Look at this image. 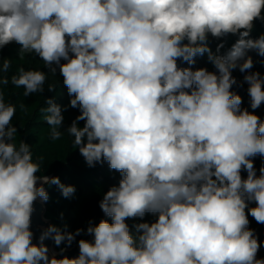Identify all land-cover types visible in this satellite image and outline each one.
Here are the masks:
<instances>
[{"label": "clouds", "instance_id": "1", "mask_svg": "<svg viewBox=\"0 0 264 264\" xmlns=\"http://www.w3.org/2000/svg\"><path fill=\"white\" fill-rule=\"evenodd\" d=\"M257 21L264 0H0V53L14 43L21 58L35 54L67 89V106L52 97L41 109L50 138L66 131L89 168L119 173L98 202L105 218L74 230L49 223L35 237L45 185L64 198L76 188L46 175L24 139L15 143L16 105L0 90V264H264L249 220L264 225ZM199 58L212 70L195 67ZM45 81L42 70L11 77L25 97ZM245 85L252 111L233 90ZM68 108L78 115L65 128ZM74 244L78 255H67Z\"/></svg>", "mask_w": 264, "mask_h": 264}, {"label": "trees", "instance_id": "2", "mask_svg": "<svg viewBox=\"0 0 264 264\" xmlns=\"http://www.w3.org/2000/svg\"><path fill=\"white\" fill-rule=\"evenodd\" d=\"M264 32V23L260 21L255 22V28L252 36L256 37ZM235 38H229V44ZM215 42H213V47ZM18 46L11 44L5 47L0 53V66L4 60L10 59L11 64L7 72H0V79H7V84H0V90L3 91L5 102L16 105V114L12 120V124L18 128L14 141L19 142L24 139L31 145L33 158H44V165L46 166V175L58 176L65 185H74L76 188L75 194L71 198L62 197L60 190L56 186H47L46 190L49 192L50 199L45 202L44 218L47 222L53 224L67 223L70 230L77 227H85L90 218H95L98 222L105 218L99 209L98 202L102 198L104 192L110 186L118 183L119 173L112 172L108 169L106 163L97 164L94 168H89L78 150L72 147L73 138L65 131L59 140L53 141L50 138V126L45 122V113L41 111L42 108L47 107L45 101L47 98L55 97L56 102L67 106L69 103V96L67 89L64 87L62 77L59 72L53 73L45 68L44 63L35 54H24L21 58L17 54ZM255 61L252 71H259L264 74V64L259 61L262 59L255 53H250ZM206 65V58H199L195 67ZM187 66V65H182ZM209 70H212V65H206ZM24 70H42L45 72L46 81L43 85V93H34L28 97L23 95L24 89L17 88L11 83V77L18 75L19 69ZM238 79H242V74L238 71L233 73ZM54 89L49 92V87ZM234 91L238 92L243 98V107H249V97L247 95V85L243 88L234 87ZM24 104V109L20 105ZM255 113L264 119V105L255 110ZM64 127L71 124L72 120L78 115L77 109L68 108L63 113ZM83 122H81L82 126ZM63 131V130H61ZM261 158H255V166L257 169L261 165ZM246 175V173H244ZM254 206V205H253ZM60 213L64 214L63 221L60 219ZM145 220L151 221L153 216L147 215ZM250 227L256 230L261 241H264V225L256 223V221L249 216ZM137 221H129V224ZM87 238V237H86ZM90 238V237H89ZM54 247V245H53ZM77 247L75 244L71 249ZM54 250L58 251V249ZM70 250V249H69ZM258 257L264 258V246L261 247Z\"/></svg>", "mask_w": 264, "mask_h": 264}, {"label": "water", "instance_id": "3", "mask_svg": "<svg viewBox=\"0 0 264 264\" xmlns=\"http://www.w3.org/2000/svg\"><path fill=\"white\" fill-rule=\"evenodd\" d=\"M44 206H45V202L43 203L35 202L34 204L35 211L32 215V230L35 234V237L37 238L39 237L40 232H41L39 226L43 225L47 227V225L49 224V222L45 221V218H44V210H45ZM43 218H44V222H43ZM34 242H36L35 239H34ZM45 243L49 246L50 249H54L53 242L51 240H47L45 241ZM67 255L69 256L78 255V247L68 250Z\"/></svg>", "mask_w": 264, "mask_h": 264}, {"label": "rangeland", "instance_id": "4", "mask_svg": "<svg viewBox=\"0 0 264 264\" xmlns=\"http://www.w3.org/2000/svg\"><path fill=\"white\" fill-rule=\"evenodd\" d=\"M46 221V220H45ZM43 222H44V218H43ZM40 230L42 231L43 228H46L45 226L41 225L39 226ZM258 255H259V252H258ZM76 256V255H75Z\"/></svg>", "mask_w": 264, "mask_h": 264}, {"label": "bare ground", "instance_id": "5", "mask_svg": "<svg viewBox=\"0 0 264 264\" xmlns=\"http://www.w3.org/2000/svg\"><path fill=\"white\" fill-rule=\"evenodd\" d=\"M36 202H38V203H42L41 201H39V200H37Z\"/></svg>", "mask_w": 264, "mask_h": 264}]
</instances>
